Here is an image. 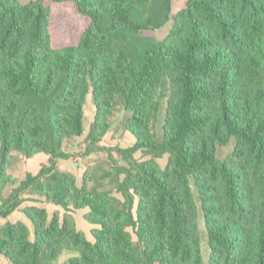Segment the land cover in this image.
Masks as SVG:
<instances>
[{"label": "trees", "instance_id": "obj_1", "mask_svg": "<svg viewBox=\"0 0 264 264\" xmlns=\"http://www.w3.org/2000/svg\"><path fill=\"white\" fill-rule=\"evenodd\" d=\"M47 2L89 20L75 45H52ZM172 3L0 0V217L31 197L66 211L25 206L31 229L0 225L7 264H52L65 250L75 255L62 264H264V0ZM88 94L87 154L118 108L135 142L79 182L57 160L84 132ZM14 152L48 159L18 180ZM71 209H88L92 241Z\"/></svg>", "mask_w": 264, "mask_h": 264}, {"label": "rangeland", "instance_id": "obj_2", "mask_svg": "<svg viewBox=\"0 0 264 264\" xmlns=\"http://www.w3.org/2000/svg\"><path fill=\"white\" fill-rule=\"evenodd\" d=\"M22 3H27L31 0H20ZM186 0H173L172 13L181 9ZM50 7V34L52 45L54 47H63L67 45H75L78 42L79 36L87 26L89 20L79 15L70 2L62 3H46ZM171 27V21L167 22L160 29L155 30L152 34L157 39H162L169 31ZM94 106L92 102V95L88 94L86 103L84 105V120L83 127L84 132L82 136L75 137L64 142V151L70 154L68 158L58 159V166L66 171L72 172L81 181L83 172L88 166H92L101 161H106L108 158L107 153L110 152L113 158L119 159V155L116 153L117 148H127L134 144L135 137L124 128L123 121L125 113L121 108L115 110V113L111 119L110 128L98 142L100 148H95L93 152L87 154L86 147L88 145L87 134L89 132V126L93 120ZM160 120L154 121L153 130L159 133ZM135 158L139 161L149 158L141 151H137L134 154ZM167 155L159 158L157 161L163 167L167 161ZM48 155L44 153H38L31 158H26L18 153H13L7 164V171L12 174L18 180H22L27 172L33 174L37 173L40 167L47 161ZM24 201L20 207L12 212L7 217H0V225L7 222L24 221L31 229L29 221L26 219L21 209L25 206L36 205L44 207L49 216L53 213H58L60 219L66 212L60 206L46 202L43 198L31 197ZM88 209H71L68 213L71 214L75 220L77 229L83 231L89 240H93L91 230L96 227L84 219V214ZM204 239V238H203ZM203 254L207 257L205 239L202 243ZM75 253L70 251H63L61 255L52 264H62L69 257L74 256ZM2 264H7L6 261L0 256Z\"/></svg>", "mask_w": 264, "mask_h": 264}]
</instances>
